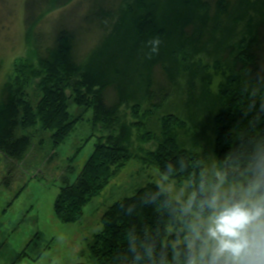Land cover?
<instances>
[{"label": "trees", "instance_id": "1", "mask_svg": "<svg viewBox=\"0 0 264 264\" xmlns=\"http://www.w3.org/2000/svg\"><path fill=\"white\" fill-rule=\"evenodd\" d=\"M70 1L26 2L24 24L31 33L30 43L36 61L16 62L11 79L2 87L0 154L7 161L4 183L10 185V179L32 180L36 176L34 171L39 168L29 171L31 174L28 176V171L24 169L30 166V154L37 151V156L44 143L43 138L36 140L38 133H50L54 151L49 159L44 160L53 159L57 148L84 118V115H72L69 101L73 100L78 106L85 107L84 112H92L93 123L101 133L93 153L76 179L67 182L56 195L53 209L59 221L79 222L88 204L131 159L138 157L156 167L165 177L188 181L193 191V213L155 182L147 183L134 195L110 205L101 217L102 230L95 233L89 242L92 264H234V258L226 255L208 253L200 257L197 247L192 248L189 244L188 230L184 227L191 228L195 213L204 217L214 213L212 192L208 188L217 183V179L210 178L198 152L182 145L179 132L186 123L177 115L162 114L159 118L160 132L156 133L153 129L150 114L160 112L171 96L174 77L164 69L167 81L160 84L155 81L153 72L141 75L139 80H149L143 87L149 108L143 110L140 104L135 103L131 107L133 120H128L121 109L132 100H137L138 86L128 78H132L133 72L127 64L122 71L117 65L111 70L115 54L110 47H113V35L118 33L117 26L82 62H78L73 54V31L61 28L48 35L39 27L45 14L60 9ZM162 1L167 3L168 0ZM195 3L198 10L201 4L208 7L203 0H195ZM219 4L220 12L227 10L228 0H219ZM162 6L144 0L138 6L132 5L122 11L129 14H122V20L130 21L131 17L133 21L129 26L128 39L130 37L135 44L122 49L123 58L128 55L130 59H136L139 40L134 41L133 37L149 38L151 34L160 37L159 34L166 31L159 26L155 12ZM115 15L112 11L99 8L87 17L101 20L105 25L110 20L109 25H112ZM211 21H202L196 25L197 29L194 26L193 35L187 37V44L194 47L197 54L206 52L207 46L215 41L220 24L214 17ZM191 23V20L188 21L184 29ZM245 42L227 54L232 68L220 93L223 107L214 117L215 152L223 176L259 196L255 203L256 212L264 210V100L258 93L259 89H264V23ZM243 73L252 83L253 90L236 85L235 79H240ZM113 74L118 75L116 79L126 77V82L113 80ZM111 86L116 90L115 101L106 96V90ZM194 100L191 92L187 102L190 109ZM134 136L143 144L156 141L155 148H143V155L134 154L131 150ZM242 201L241 196L234 195L231 206H240ZM259 217L264 222V211ZM259 244L264 246V240ZM248 259L251 257H242L244 262Z\"/></svg>", "mask_w": 264, "mask_h": 264}, {"label": "rangeland", "instance_id": "2", "mask_svg": "<svg viewBox=\"0 0 264 264\" xmlns=\"http://www.w3.org/2000/svg\"><path fill=\"white\" fill-rule=\"evenodd\" d=\"M140 1L144 0H71L60 9L45 14L39 27L48 35L55 30L58 32L61 28L73 31V54L78 62H82L117 26L118 33L113 35V47H110L115 54L111 70L117 65L122 71L127 64L133 72L132 78H128L138 86L137 100H132L121 109L130 121L133 120L131 107L135 103L140 104L143 110L149 108L143 88L149 80H139L140 76L153 72L155 81L160 84H166L165 70L174 77L171 96L160 112L150 114L153 129L156 133L160 132L159 118L162 114L177 115L186 123L185 128L179 132L182 145L198 152L210 178L217 179V183L208 188L212 192L214 213L209 217L195 213L192 215L191 228L184 227L188 230L189 244L192 248L197 247L200 257L208 253L232 257L229 253H218V242L210 235V229L214 227L215 218L223 210L232 207L231 198L234 195L241 196L243 201L240 206L253 213L259 196L247 192L241 185L231 183L223 176L215 152L214 117L223 107L220 93L224 90L225 79L231 73L228 51L243 45L245 40L247 42L254 32H257L260 24L264 23L263 0H228L227 10L222 12L219 10V0H203L209 8L206 4H201L199 10L195 0H168L167 3L149 0L163 5L161 10L156 9L155 12L159 26L168 33L164 31L162 35L159 34L160 37L151 33L149 38L133 37L134 41L139 40V51L134 61L128 55L126 58L122 56L123 48L135 44L130 37L128 39L129 26H132L133 21L131 17L130 21H124L121 15L124 14L122 11L132 5L138 6ZM26 2L27 0H0V102L3 98L2 87L11 79L14 64L19 61H36L30 43L31 33L24 24ZM99 8L116 14L113 19L109 18L114 24L109 25V20L105 25L101 20L87 17ZM213 17L220 24L216 30L215 41L207 46L206 52L197 54L195 48L187 44V37L193 35L194 26L202 21L212 22ZM190 20L192 23L184 29ZM117 76L113 74L112 79ZM116 80L126 82L127 79L121 76ZM235 82L237 86L253 90L252 83L244 73L240 79H235ZM191 92L195 97L194 106H190L192 109L187 106ZM258 93L264 100V89H259ZM106 96L115 101L116 90L113 86L106 90ZM223 100L226 101L224 97ZM69 105L73 116L84 115V118L77 124L76 130L57 148L50 161L44 160L49 159L54 151L50 133L37 134L36 140L43 138L44 143L40 146L37 156V151L30 154V166L27 167L29 170L24 169L28 171V176L31 174L29 171L39 168L34 171L36 176L32 180L10 179L8 182L11 184H5L7 161L0 154V264H92L89 242L95 233L102 230L101 217L104 211L116 201L134 195L149 182L159 184L193 213V191L189 182L165 177L156 167L138 157L131 159L88 204L85 215L79 222L59 221L53 209L56 195L62 186L76 179L93 153L97 137L101 133L100 128L93 123L91 111L84 112L85 107L78 106L73 100L69 101ZM155 146L156 141L143 144L134 136L131 150L136 155H143V148L150 150ZM246 234L250 243L259 244L264 240L263 220L257 217L248 226Z\"/></svg>", "mask_w": 264, "mask_h": 264}, {"label": "clouds", "instance_id": "3", "mask_svg": "<svg viewBox=\"0 0 264 264\" xmlns=\"http://www.w3.org/2000/svg\"><path fill=\"white\" fill-rule=\"evenodd\" d=\"M159 41H157L158 43ZM251 212L239 205L223 210L214 220L210 235L218 242V253H229L234 264H264V246L250 243L246 234L248 226L261 214ZM242 257H251L246 262Z\"/></svg>", "mask_w": 264, "mask_h": 264}]
</instances>
